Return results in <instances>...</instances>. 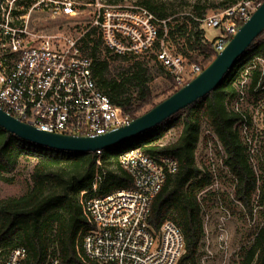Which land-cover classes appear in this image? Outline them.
<instances>
[{"label":"trees","instance_id":"1","mask_svg":"<svg viewBox=\"0 0 264 264\" xmlns=\"http://www.w3.org/2000/svg\"><path fill=\"white\" fill-rule=\"evenodd\" d=\"M138 3L165 21L164 41L188 62H196L203 69L217 55L194 17L202 18L225 2L193 5L191 12L179 17L168 13L163 2L138 0ZM242 24L237 23V27ZM164 27L159 26L158 39L163 37ZM60 29L63 30L61 26ZM231 37L227 35L225 40ZM79 47L91 59L98 88L130 119L154 106L158 97H167L178 89L154 54L158 41L146 53L118 56L105 43L99 28L88 22ZM158 75H163V81L162 89L156 93L150 83ZM244 75L249 79L247 96L256 102L264 96V30L214 90L146 132L99 154L52 150L22 140L0 127V181L11 183L10 176L22 162L30 166V183L25 191L0 199V253L23 247L26 254L22 264H45L53 257L60 264H85L82 239L88 222L83 203L133 187L119 156L126 150L138 149L147 156L164 155L176 162V171L166 175L151 202L148 224L156 232L161 222L172 220L185 240V253L177 264H196L203 238L199 197L214 180L212 172L201 170L195 160L203 130H207L204 138L219 145L223 152L232 198L243 215L252 218L256 192L258 205L264 206V184L258 185V175L238 129L242 125L251 127V116L247 110L230 105L238 96V88H244L241 84ZM175 130L174 139L166 141V135ZM96 174L98 180L92 189ZM262 217V224L254 232L250 246L244 249L240 264H264V212Z\"/></svg>","mask_w":264,"mask_h":264},{"label":"built area","instance_id":"2","mask_svg":"<svg viewBox=\"0 0 264 264\" xmlns=\"http://www.w3.org/2000/svg\"><path fill=\"white\" fill-rule=\"evenodd\" d=\"M130 1L0 0V109L37 130L74 136L95 137L132 120L98 88L91 59L79 47L82 33L67 36L60 25L37 31L32 27L36 14H45L52 21L87 16L90 26L99 28L118 56L146 53L158 41L154 54L177 88L200 73L198 63L188 62L164 41L165 21ZM185 1L204 6L208 0ZM222 2L210 14L194 17L203 29L219 30L217 37L208 40L217 53L228 42L226 36L237 31V23H244L259 5L255 0ZM160 25L163 37L158 39ZM119 163L133 187L83 203L88 222L82 239L84 263L177 264L185 253L180 228L168 219L156 232L148 224L151 202L166 175L176 171V162L130 149L120 154ZM97 180L98 174L92 189ZM25 254L23 247L8 249L0 253V264H22ZM45 264L60 263L53 257Z\"/></svg>","mask_w":264,"mask_h":264},{"label":"rangeland","instance_id":"3","mask_svg":"<svg viewBox=\"0 0 264 264\" xmlns=\"http://www.w3.org/2000/svg\"><path fill=\"white\" fill-rule=\"evenodd\" d=\"M131 0L130 2H133ZM138 2V0H135ZM163 2L168 7V13L175 17L183 16L192 11L194 1L181 0H156ZM232 1V0H225ZM221 0H208L203 4L216 5ZM197 5V4H196ZM90 21L87 16L73 19L50 20L45 14H36L32 18V27L37 31H49L57 29L60 25L62 32L67 36H79L85 25ZM57 25V26H56ZM207 40H213L219 35L218 29L204 28ZM163 75L153 78L150 83L153 92L162 89ZM249 79L243 76L241 84L244 88H238V96L232 100L231 107L238 110H247L252 119V126L242 125L238 127L239 134L245 142L246 150L250 156V162L258 175V185L264 184V96L258 101L249 98L246 93V85ZM169 95V94H168ZM166 97V96H165ZM160 96L156 103L164 99ZM148 110V109H147ZM177 131H170L166 135V141L174 139ZM207 130L201 132L199 143L195 152V160L201 170L208 169L212 172L214 180L200 194L201 215L203 225V238L201 240L196 264H240L244 249L250 246L254 232L262 224L264 206L258 205V193L253 196V215L248 218L243 215L240 205L233 201L232 184L230 176L223 165L224 155L219 145L211 140H206ZM258 134L254 138V135ZM30 166L22 162L17 170L10 176L12 182L7 184L0 181V199L22 194L29 185L28 173Z\"/></svg>","mask_w":264,"mask_h":264},{"label":"water","instance_id":"4","mask_svg":"<svg viewBox=\"0 0 264 264\" xmlns=\"http://www.w3.org/2000/svg\"><path fill=\"white\" fill-rule=\"evenodd\" d=\"M264 30V0L237 29L224 48L185 85L132 119L129 124L88 137L49 133L17 120L0 109V127L18 138L52 150L88 153L124 143L214 90L253 40Z\"/></svg>","mask_w":264,"mask_h":264}]
</instances>
